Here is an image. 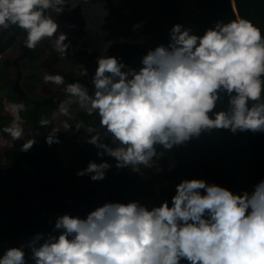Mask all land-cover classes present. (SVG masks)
I'll return each instance as SVG.
<instances>
[{"label":"clouds","instance_id":"9594fccd","mask_svg":"<svg viewBox=\"0 0 264 264\" xmlns=\"http://www.w3.org/2000/svg\"><path fill=\"white\" fill-rule=\"evenodd\" d=\"M78 5L79 0H0V29L16 26L26 32L25 48L35 51L47 40L63 57L72 43L57 18ZM108 15L104 9L103 17ZM112 43L103 45L94 73H85L91 88L78 80L66 83L61 74L43 77L45 84L63 85L68 97L38 121L48 129L49 147L61 143V127L65 133L81 131V124L68 122L73 104L98 117L82 142L97 149L101 162L90 160L77 176L100 182L113 167L160 174L158 161L166 153L202 135L264 133V35L250 20H217L202 34L175 23L168 42L149 48L139 67L106 55ZM225 97L227 107L218 110ZM8 107L15 116L2 131L22 141L18 150L27 153L41 133L25 140L19 113L28 106L20 101ZM58 117L67 119L57 126ZM49 224V232L5 248L0 264H264V179L251 191L234 192L185 178L170 201L151 208L140 200L105 201L83 217L66 212Z\"/></svg>","mask_w":264,"mask_h":264},{"label":"trees","instance_id":"16d2710c","mask_svg":"<svg viewBox=\"0 0 264 264\" xmlns=\"http://www.w3.org/2000/svg\"><path fill=\"white\" fill-rule=\"evenodd\" d=\"M156 11L157 15L163 17L161 27L156 35L145 44H112L110 49L117 52L116 57L122 58L128 65L134 62L140 65L141 57L149 48H154L160 43L166 44L168 42L169 26L180 16L181 7L177 0H135L130 13H117L112 10L115 17L123 23L126 29H130L133 23L140 20L145 21L146 27H150L151 21L148 17ZM237 14L250 20L261 29L262 35H264V0H200L197 8L183 18V24L190 27L194 33L202 34L204 29L211 27L215 21L235 19ZM53 15L55 14L53 13ZM80 16L81 10L77 6L74 10H66L58 18L62 24H74L78 22ZM19 35L21 39H26V32L24 30L19 29ZM27 51L28 53L25 58L29 62H35L40 56L37 48L35 51L29 49ZM50 58L54 64V68H57L60 61L58 55L53 53L50 55ZM64 58L70 67L66 73V83L79 81L80 77L76 76L75 67L85 66L90 70L95 69L93 67L94 54L88 53L85 49H78L68 53ZM8 66V61L0 60L1 108L2 97H7L8 100L16 103L19 102L9 86L10 73ZM30 76L34 80L36 79L34 72ZM36 81L25 84L27 93L34 91ZM82 83L88 84L86 82ZM88 86L90 88L89 84ZM24 103L28 106V111L19 113V116L31 123L33 119H40L44 115H52L57 108L58 101L52 96L38 99L29 96L25 99ZM225 107H227V97L218 105V110ZM71 110L74 113L73 125L81 124V131L76 132L77 137H80L82 132L86 131L88 127L96 125L98 122L97 116L86 115L79 110L76 104L72 105ZM9 119H12V117L6 115L0 117L1 131ZM31 128H34V126L32 125ZM32 137L31 133L26 134V139ZM75 146L78 156L81 158H98L96 155L97 149L92 145L84 144L80 140H77L75 141ZM33 149L34 147L27 153L20 152L18 149H8L6 150V154L9 157L17 158L20 162L27 163L32 158ZM171 153L177 159L176 165L171 171L168 170L169 168L162 171L164 172L162 173L164 180L172 181L188 173L192 174L191 178H200V173L205 169L210 172L209 175H213L214 178L218 179L216 181H208L209 183H216L234 192H240L242 190L251 191L253 185L264 179V133L244 132L233 135L226 130H217L211 134L202 135L199 140L189 143L186 147L175 148ZM198 159H201V161L205 160V163H197L196 160ZM99 162L101 161L98 158L97 163ZM105 180L114 189L113 198H119V196L125 197L126 191L122 190V188L127 189L137 183V179L130 175L127 169H122L120 173L110 177L106 175ZM95 185L97 188L102 187L100 182H95ZM165 187L164 194L172 187L171 182Z\"/></svg>","mask_w":264,"mask_h":264},{"label":"flooded vegetation","instance_id":"af4514ba","mask_svg":"<svg viewBox=\"0 0 264 264\" xmlns=\"http://www.w3.org/2000/svg\"><path fill=\"white\" fill-rule=\"evenodd\" d=\"M57 22L61 23L59 18H57ZM8 30L9 29H0V43L5 39ZM23 41L24 40L21 39L19 35L18 29V35L12 44L19 45L22 50L21 54L12 60L17 79L11 82L10 76L8 82L19 102H24L25 99L30 96L25 90V85L24 89L19 87V81L22 78L21 61L26 59L25 56L28 53L27 49L23 46ZM17 58L19 68L16 67L14 62ZM8 71L10 73V68H8ZM5 98L7 99V97ZM51 116L52 115H49L47 117ZM39 120L40 119H33L31 123L27 121L28 127L32 131L31 135L36 136L38 131L41 133V135L36 137L38 142L32 151V158L29 159L27 163L20 162L17 158L7 156L6 150L8 149L0 153V186L4 178L12 176L5 180V192L11 198L12 204L2 194L0 187V223L8 215L10 206H12L11 216L0 225V244L9 247L18 246L37 232H49L51 230V225L35 222L27 217L25 213L52 222H54L57 215L66 212L83 217L88 211L103 204L105 201L127 202L129 200H141L144 198L143 196L147 194L145 191L147 188L153 189L155 187H157L156 189L162 197L159 202L160 204L165 197L170 200L172 194H174L173 192H175V185L179 183L182 178H191L192 176V174L188 173L172 181H168L164 180L162 175L164 172L156 174L155 171L149 170V174L146 177L137 179V183L127 189L122 188V190L126 191V198L120 196L119 198H113L114 189L109 186L105 179L100 181L102 187L97 188L95 182L91 181L88 176L79 177L76 175L77 171L83 168L78 162L93 160L92 158L86 159L78 156L75 146V141L80 140L82 142L85 136L84 132L86 131L82 132L80 137H77L74 129L75 139L72 143L74 156L67 162L59 148L56 150L54 145L49 147L45 143L44 136L48 129L39 128ZM32 125L34 128H31ZM61 131L62 132L58 134L59 139L63 144L66 143L68 146H71L68 134L63 132V130ZM9 149L17 150L18 146ZM35 158L36 161L28 170L21 174H17ZM93 158L96 159L95 157ZM112 175L114 174L110 176ZM170 182L172 187L164 194L163 191L166 188L165 186ZM172 189L174 190L173 192ZM168 193H171L170 196H168ZM148 207L151 208L152 206L149 205Z\"/></svg>","mask_w":264,"mask_h":264},{"label":"rangeland","instance_id":"374dc122","mask_svg":"<svg viewBox=\"0 0 264 264\" xmlns=\"http://www.w3.org/2000/svg\"><path fill=\"white\" fill-rule=\"evenodd\" d=\"M134 1L135 0H79L78 6L80 7L81 10V16L78 18V22L74 24H62L58 22L60 24V31L67 32L68 39L72 43V48L69 49L68 53L74 52L73 49H75V51L78 49L87 50L88 53L94 54L93 67L96 68V58L99 55L103 54L102 48L106 42L113 41L112 44L114 43L145 44L149 40H151L160 29L161 22L163 21V17L161 15H157V11L152 13L148 17V19L151 21L150 27H146L145 21L140 20L137 21L136 23H133L130 29H126L123 26V23L119 19H117L115 17V14L112 12V10H114L117 13H130ZM177 1L181 7V13L180 16L176 18L172 24H170L169 29L175 23L183 24V18L188 13L195 10L200 2V0H177ZM104 9H107L109 13L107 17H103ZM86 24L89 25L87 29H86ZM137 24H139L140 26L139 28L134 30L133 26ZM73 25L75 27H70ZM37 49L40 53V56L35 62H29L27 59H25L27 61L25 60L21 61L22 78L19 81V87L24 89V85L26 83H30V82L32 83L35 80H37L35 83L36 88L34 89V91H31L29 93L30 97L38 99L45 96H52L59 103L66 99V95L63 92L64 86L63 85L57 86L51 83L45 84L43 81V77L45 74H61L64 77H66V73L69 71L70 67L68 63L65 61L64 58L65 56L61 57L60 54L52 50L47 40L42 41L41 44L37 46ZM21 52L22 50L19 45H13L0 56V60L9 62L8 67L10 68L11 82H14L17 79L16 70L12 65V60L18 57L21 54ZM53 53L54 54L56 53L60 58L57 68H54V64L50 58V55ZM106 55L115 56L117 55V52L111 51V49L109 48ZM129 65L132 67L140 66L136 62L131 63ZM74 71L76 76L80 77L79 79L80 82H86L89 84V79H88L89 77L86 76L85 73L88 72L91 75L92 73H94L95 69L90 70L85 66H78L74 68ZM33 72L36 74L35 80L30 76ZM10 103H13V101H10L5 97H3L1 102L2 108H0V117L6 115L12 117V119L14 118L15 113H13L8 107ZM12 119L7 120L5 126L9 125ZM66 119H67L66 117H58L56 120L53 121V123L59 126ZM21 122L25 130L24 139H26V134L31 133V130L29 129L26 120L21 118ZM68 122L70 124H73L74 113H73V119L69 120ZM61 130L64 131L62 127ZM66 134H68V137L70 138L71 146H68L66 143L63 144L61 142L59 145H54L55 146L54 148L56 150H58L59 148L62 154L65 156L66 161L68 162V160H71L72 157L74 156V152L72 149V143L73 140L75 139L74 129L70 132H67ZM22 143H23L22 141H16V142L12 141L10 136H8L3 131L2 132L0 131V153H2L5 149L17 147ZM92 159L97 162L98 158L96 159L92 158ZM105 160H108L113 165L115 163V161L109 157H105ZM176 161H177L176 157L171 152H169L166 153L165 157L160 161H158V163L161 166V168H163L164 170V169H168L170 165L174 164L175 166ZM196 161L197 163L200 162L205 163V160L201 161V159H198ZM88 162L82 161L78 163L81 165V167L85 168L87 167ZM127 170L129 171V174L133 175L136 179H142L143 177H146L149 174L148 173L149 170L154 171V169H142L143 176H140L132 172L130 169ZM120 171L121 170H117L115 167H113L106 173V175L109 176L111 174L115 175L118 174ZM209 174L210 172L204 169L200 173V178H203L206 181L218 180L214 178L213 175H209ZM156 188L157 187L153 189L147 188L145 190L147 194L144 195L143 196L144 198H142L140 201L146 204L147 206L159 205V202L161 201L162 197L158 193V190ZM173 191L174 190L172 189V192ZM170 194L171 193H168V196H170ZM165 199L168 198L165 197Z\"/></svg>","mask_w":264,"mask_h":264},{"label":"water","instance_id":"95a60500","mask_svg":"<svg viewBox=\"0 0 264 264\" xmlns=\"http://www.w3.org/2000/svg\"><path fill=\"white\" fill-rule=\"evenodd\" d=\"M17 35H18V28L16 27V26H12V27H10L9 28V30H8V33H7V35H6V37H5V39L0 43V56L3 54V53H5L10 47H12L13 45V43H14V41H15V39H16V37H17ZM17 60H18V58L17 59H15V65H16V67L17 68H19V66H18V64H17ZM19 73H20V71H19ZM36 161V158L35 159H33L22 171H20V172H18L17 174H21V173H23V172H25L26 170H28L31 166H32V164L34 163ZM17 174H15V175H17ZM14 175V176H15ZM9 177H12V176H8V177H6V178H4L3 180H2V182H1V191H2V194L6 197V199L7 200H9L10 201V203L12 202L11 201V198L7 195V193L5 192V180L6 179H8ZM12 204V203H11ZM11 214H12V206H10V210H9V213H8V215L5 217V219L0 223V225L1 224H3L8 218H9V216H11ZM26 214V216L27 217H29L31 220H33V221H35V222H38V223H42V224H46V225H50L49 224V221L50 220H42V219H39V218H36V217H34V216H32V215H30V214H28V213H25ZM54 223V222H53ZM9 246H6V245H4V244H0V255H2L3 254V251L5 250V248H8Z\"/></svg>","mask_w":264,"mask_h":264},{"label":"bare ground","instance_id":"6f19581e","mask_svg":"<svg viewBox=\"0 0 264 264\" xmlns=\"http://www.w3.org/2000/svg\"><path fill=\"white\" fill-rule=\"evenodd\" d=\"M238 15V14H237Z\"/></svg>","mask_w":264,"mask_h":264}]
</instances>
